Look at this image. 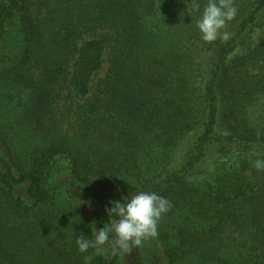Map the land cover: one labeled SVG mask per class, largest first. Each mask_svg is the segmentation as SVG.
<instances>
[{
    "label": "trees",
    "instance_id": "16d2710c",
    "mask_svg": "<svg viewBox=\"0 0 264 264\" xmlns=\"http://www.w3.org/2000/svg\"><path fill=\"white\" fill-rule=\"evenodd\" d=\"M192 2L0 0V264H264V29L231 57L264 0L211 43ZM139 191L171 205L139 256L80 253Z\"/></svg>",
    "mask_w": 264,
    "mask_h": 264
},
{
    "label": "clouds",
    "instance_id": "9594fccd",
    "mask_svg": "<svg viewBox=\"0 0 264 264\" xmlns=\"http://www.w3.org/2000/svg\"><path fill=\"white\" fill-rule=\"evenodd\" d=\"M192 5L199 11L197 0H193ZM237 12L233 0H208L196 20L201 39L207 43L217 39L229 40L231 34L224 29L235 19ZM255 167L264 169V160H256ZM110 204L111 207L105 209L110 222L98 231L95 228L91 238L84 233L76 238L80 253H88L91 249L103 255L110 250L116 256L140 248L144 242L157 237L158 222L171 207L170 202L155 191H139L123 198V202L115 200ZM90 260V256H84V264H90Z\"/></svg>",
    "mask_w": 264,
    "mask_h": 264
},
{
    "label": "rangeland",
    "instance_id": "374dc122",
    "mask_svg": "<svg viewBox=\"0 0 264 264\" xmlns=\"http://www.w3.org/2000/svg\"><path fill=\"white\" fill-rule=\"evenodd\" d=\"M263 29H264V21L262 20L260 22V25H257V26H255L253 28V31L250 34V38H247L245 43L240 44V45H238L236 47V49L232 53L231 57L234 56V55H239V54L245 53V52L248 53L250 51V45L254 46L256 44L258 37H260L262 35V30ZM250 40H251V42H250ZM107 69H108V65L106 64V65L103 66V69L98 73L97 77L103 76L107 72ZM91 94H92V92L90 93L89 96H91ZM259 106H260V108H262L259 113H263V115H264V99L261 100V102L259 103ZM61 126H64V123H62ZM1 150L4 153L3 154L4 157H6L7 153L4 151L3 148H1ZM147 248L152 249L153 246L149 245V246H147ZM140 253L141 252H140L139 248H136L135 250L130 251L129 253H127L125 259H126V261H129L132 258L136 259L139 256ZM142 253H144L146 255H150L151 254L150 251H145V250H142ZM151 264H165V263L164 262H159V260L158 261L155 260V262L154 263L152 262Z\"/></svg>",
    "mask_w": 264,
    "mask_h": 264
}]
</instances>
